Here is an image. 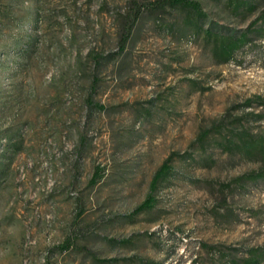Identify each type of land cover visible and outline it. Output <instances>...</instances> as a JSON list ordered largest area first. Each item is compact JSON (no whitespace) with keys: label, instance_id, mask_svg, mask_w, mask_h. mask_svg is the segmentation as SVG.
<instances>
[{"label":"rangeland","instance_id":"obj_1","mask_svg":"<svg viewBox=\"0 0 264 264\" xmlns=\"http://www.w3.org/2000/svg\"><path fill=\"white\" fill-rule=\"evenodd\" d=\"M129 1L0 0V264H241L264 246V178L236 181L264 163L236 145L264 139V16L225 62L203 33L243 31L264 0L142 11L119 50Z\"/></svg>","mask_w":264,"mask_h":264},{"label":"trees","instance_id":"obj_2","mask_svg":"<svg viewBox=\"0 0 264 264\" xmlns=\"http://www.w3.org/2000/svg\"><path fill=\"white\" fill-rule=\"evenodd\" d=\"M242 1H235L234 7L238 8ZM165 7H175L191 12L197 21L202 15L199 5L194 0H151L144 3L137 2L136 0H130L128 8L124 14L123 22L121 24L119 32V41L118 48L122 49L123 44L126 38L129 35V32L138 16L142 11L147 12L151 15H156L164 11ZM264 16V8L260 11V14L249 23V25L243 31L238 33L234 31H229V29L224 30V33H221V27L217 28L216 26L208 25L203 33L205 37L211 39V54L212 56L219 60L220 62H225L229 60L233 53L245 45L249 38L247 32L249 31L251 25L255 21ZM217 29L219 31H217ZM264 116H259L262 118ZM208 130L200 131L195 140L201 142L207 135ZM237 146L240 147L245 153L253 152H263L264 151V139L262 137H250L245 131H242L236 136ZM176 155L175 153H170L166 156L158 167L154 170L151 175V178L148 183V192L142 202L137 206V209H147L152 207L154 199L151 193L155 190L156 184L159 180L163 179L170 170L171 158ZM97 171V170H96ZM96 178V172H94L91 180L93 181ZM264 178V163L259 167L244 174H241L236 177V181H249L253 182L258 179ZM68 240L66 239L62 244L63 248L68 247ZM241 264H264V246L250 247L246 249V254L243 258L240 259Z\"/></svg>","mask_w":264,"mask_h":264}]
</instances>
